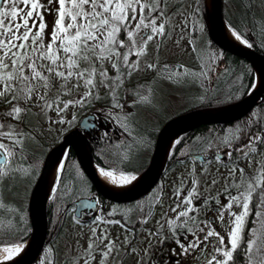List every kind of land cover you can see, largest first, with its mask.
Listing matches in <instances>:
<instances>
[{
  "label": "snow or ice",
  "instance_id": "snow-or-ice-1",
  "mask_svg": "<svg viewBox=\"0 0 264 264\" xmlns=\"http://www.w3.org/2000/svg\"><path fill=\"white\" fill-rule=\"evenodd\" d=\"M200 11V0H191L187 6L170 5V0H0V101L7 106L3 116L9 118L0 119V184L21 173L29 179L37 174L39 162H25L38 143L35 129L41 120L47 131H58L56 125H70L75 119L73 109L99 101L102 90L113 110L103 106L100 111L133 134L119 99L133 73L156 70L170 81H184L186 77L197 82L210 80L218 54L197 44L194 33L203 27ZM176 16L179 21L174 20ZM228 27L243 44L252 46L242 31L231 23ZM174 31L178 40L190 37L188 44L198 53V73L184 64L160 63L161 44ZM235 94L225 99H233ZM139 99L148 102L149 96ZM262 124L264 121L253 125L249 119L244 127L235 125L218 135L210 131L205 144L215 151L205 153L202 164L210 159L221 163L223 146L226 171L209 177L204 167L197 172L193 165L187 172L178 173L167 206L166 193L161 189L147 207L144 201L137 202L134 219L127 211L121 219H112L114 205L107 211L99 209L87 221L91 227L86 246L76 239L75 247L70 244L66 248L63 264H164L156 253L165 252V242L178 246L179 252L176 247L169 249L178 255L195 250L193 264H237L238 260L240 264H264ZM140 142L148 140L144 137ZM58 164L62 167L61 162ZM99 171L116 184H125L138 175L110 166L99 167ZM71 187L65 185L66 190ZM50 191V199H55L57 189L50 187ZM156 205L160 206L158 215ZM207 213H212L210 218ZM71 219L85 223L76 214ZM23 220L21 215V225ZM112 224L121 225L123 233L114 236L109 227ZM137 225L143 236L137 233ZM23 246V240L0 245V260L6 261ZM41 264H60L51 246Z\"/></svg>",
  "mask_w": 264,
  "mask_h": 264
},
{
  "label": "trees",
  "instance_id": "trees-1",
  "mask_svg": "<svg viewBox=\"0 0 264 264\" xmlns=\"http://www.w3.org/2000/svg\"><path fill=\"white\" fill-rule=\"evenodd\" d=\"M200 9V24L203 25V27L198 28L194 33L196 38L198 37L197 44H204L218 54L215 71L209 72L211 79L207 80L206 90L202 93L196 89L198 82L195 78L186 77L184 81H170L158 74L149 79L143 78L136 84L124 85L127 91H123L119 99L124 112L128 113V122L134 132L130 135L112 119L118 128L117 136L111 138V135L106 134L101 140L93 144L94 159L100 167L110 166L114 169L130 172L134 171L137 173L144 171L149 164L158 132L168 120L178 114L188 111L233 103L245 97L253 86L254 70L252 65L245 59L219 49L211 42L207 33L205 0H200ZM223 16L228 25L231 23L238 30L242 31L246 38L251 41L252 48L264 54V13L258 8V0H224ZM201 34H203L202 37ZM193 53L194 57L190 59V61H184L181 64H184L190 70L198 73L200 71V62L197 58L198 53ZM166 75L167 74H165V76ZM162 80L170 82L174 87L178 88V91L186 96V98L196 99L198 102L194 103L192 101L186 108L173 116L164 114V105L161 101L163 97H161V92L158 90V88L161 89L164 85V83L160 82ZM233 93L238 94H235L233 99H225L226 96ZM143 95L149 96L148 102L139 99V97ZM200 96H204L205 99L200 101ZM131 102H135V104H131ZM143 102H145L146 106L150 107L147 110L157 116L159 115L157 121L152 122L151 119L138 120L137 117L140 112L135 109V106L139 103H141L139 106H142ZM103 106H108L109 111L113 110L109 104V98H106L102 94L99 101L81 108L80 114L77 115V120H80L84 114H88L89 112L103 113L104 111H100ZM5 107L6 105L1 106L3 109H5ZM116 111H119V109H116ZM253 113H255V115H253ZM0 119L7 120L9 118L0 115ZM249 119L253 121V125H255L257 121H264V101L255 107L247 117L236 123L231 125H203L180 136L171 149L168 165L172 168V165L177 164L179 162L178 159L188 152H208L215 150V148L206 147L205 144V141L210 138V131L218 135L224 129L235 125L244 127L247 125ZM261 126H264V124ZM24 127L27 128L28 125L25 124ZM72 127L71 125L65 128L58 141H56L57 139L55 138L56 140L53 139L50 144L44 146V143L39 140V144L36 143L32 146L28 161L25 163L33 160L39 162L36 175L29 179L26 174L21 173L16 178L4 182L7 184L3 188L2 193L3 211L0 215V245L15 243L19 240H23L24 242L30 237L31 230L28 220V210L25 205H23L24 203L21 201L18 202V200L25 196L33 180H36L42 166L43 157L62 140L63 135ZM144 137L147 138V143L140 142ZM244 139L245 138L242 136L241 140L243 141ZM223 148V146L220 147V149ZM234 156L235 154H233V158ZM70 157H75L73 150H69L66 160ZM25 186L26 189L24 192L22 188ZM57 187L55 199H50L49 201V210L52 206L62 203V196L59 190L60 186ZM21 215L24 217L22 225L19 223V217ZM237 264H240L239 260Z\"/></svg>",
  "mask_w": 264,
  "mask_h": 264
},
{
  "label": "water",
  "instance_id": "water-1",
  "mask_svg": "<svg viewBox=\"0 0 264 264\" xmlns=\"http://www.w3.org/2000/svg\"><path fill=\"white\" fill-rule=\"evenodd\" d=\"M207 28L211 41L221 50L248 61L255 73V82L259 78L260 84L257 89L253 88L242 99L220 107L192 110L174 116L168 120L159 130L150 163L147 169L137 175L136 183L128 190L115 192L108 189L96 171L94 162V150L87 137L100 130L97 113H90L82 117L79 128L68 132L62 141L55 145L46 155L41 173L31 192L29 199V217L32 224V234L26 241L27 249L17 260L5 264H34L40 256L48 232L47 202L52 196L50 191L52 172L58 162L66 157L69 150H73L77 161L87 177L96 188L109 199L120 198L121 200L134 201L147 194L157 183L163 172L171 148L177 139L203 125L231 124L246 117L256 105L264 98V54L250 47L245 49L233 43L227 35L226 23L223 16V0H212L210 8L206 0ZM255 85V84H254ZM250 94V95H249ZM261 100V101H260ZM112 126L114 127L113 122ZM222 160L227 157L223 156ZM195 159L203 161L205 154L192 155ZM77 216L85 207H92L90 199H80L76 202Z\"/></svg>",
  "mask_w": 264,
  "mask_h": 264
},
{
  "label": "flooded vegetation",
  "instance_id": "flooded-vegetation-1",
  "mask_svg": "<svg viewBox=\"0 0 264 264\" xmlns=\"http://www.w3.org/2000/svg\"><path fill=\"white\" fill-rule=\"evenodd\" d=\"M97 119L99 120V123H100V130L95 132L94 135L91 133L87 135L92 146L94 143L98 142V140H101L104 135L108 134V135H111V138H113L117 136L116 134L118 133V128L116 126L115 128L112 126V123H111L112 118H108V113L103 112V113L98 114ZM80 120L79 119L77 120V116H76L74 120V125H72L73 127L69 129L67 133L73 129L79 128ZM65 134L63 135V137L65 136ZM44 146H46L45 141H44ZM188 153L189 154H196V153L205 154V152H193V153L188 152ZM45 158L46 156L43 157L42 166H43ZM212 160H208L206 164H202V161L198 159H193L192 156H188V157L183 156L178 159L179 162L177 164L172 165V168L167 163L157 183L147 194H145L144 196L134 201H126V200H121L120 198H116V199L106 198L96 188V186L92 183V181L87 177L84 170L82 169L79 162L77 161L76 155L74 158L70 157L68 160H66V163H64L62 174L59 178L58 185H57V186H60L59 190H60V195L62 196V203L60 205L52 206L51 209L49 210L50 198L47 202V209H46L47 222H48L47 238H46L43 250L34 264H36L41 258L45 257L46 249L49 246L53 247V245H55L54 242L55 243L59 242L58 241L59 236L62 234L63 230L66 228L67 223L73 222L71 217L73 214L77 215L76 202L78 200L86 198V199H90L93 202L92 207H85L79 211L78 217H80L83 221H85V223L81 225V224L73 222L82 228L91 227V225H89L87 221L89 220V218L92 217L94 213H98L99 209H103L107 211L113 205L116 206V209H115V215L112 217V219H121L125 211H127V214L134 219L136 215L135 206L137 202L144 201L145 207H147L148 201L151 200L154 195L159 193L161 189L166 193V195L164 196L165 206L169 204V198L171 197L172 185L173 183L177 182V179L174 177V175L171 174V172L175 170L178 166L182 165V164H179L180 161L185 162V163L192 161L196 163V165L194 166L196 169H198L200 167H204L205 165L210 163ZM42 166H41V169H42ZM41 169L36 177V180H33L31 187L28 188V192H30V194H28L29 198L27 196L26 202L23 204L28 210V220L30 223V230H31L30 237L32 234V224H31L30 217H29V199H30L31 192L41 173ZM6 184L7 183L0 184V197H2L3 188L6 186ZM65 185H71L72 187L66 190ZM84 188L87 189V192L83 191ZM154 189L156 190L155 192L153 191ZM221 196L223 199V194H221ZM172 199H174V197H172ZM97 201L100 202L98 207L96 206ZM2 204H3V199H2V202H0V215L2 214V211H3ZM159 211H160V206L156 205V215L159 214ZM207 215L210 218L212 213H207ZM150 223L151 221H149V224ZM131 226L132 225H130V227ZM147 226L148 225H144V227H147ZM109 227L111 229V233L114 236L118 234H122L124 231V229L119 224H112ZM217 227H218V230L223 231V229H219L218 225ZM136 229L138 232V230L141 229V226L137 225ZM185 238H188V237H185ZM163 247L165 249V252L156 254V255L163 257L164 264H193V257L195 256V250H192V252L189 255H178V254H175L169 251L170 248L176 247L177 252H179L178 246H176L173 242H166ZM206 247H210V246H206Z\"/></svg>",
  "mask_w": 264,
  "mask_h": 264
},
{
  "label": "rangeland",
  "instance_id": "rangeland-1",
  "mask_svg": "<svg viewBox=\"0 0 264 264\" xmlns=\"http://www.w3.org/2000/svg\"><path fill=\"white\" fill-rule=\"evenodd\" d=\"M189 2H191V0H170V5L174 6L175 4L183 3V4H185V6H187V4ZM258 8H259V10H261L264 13V0H258ZM48 19H50V16L48 17ZM179 19H180L179 16L174 17V20H176V21H179ZM202 35L203 34H201V37H202ZM177 37H178V34H177V32L174 31L170 38H168L162 42L161 47L159 49V57H160V63L161 64H165V63H167V64L180 63L181 64L184 61H187V62L190 61V59H192L194 57L192 47H191V45L188 44V39H190V37H185L184 39H180V40H178ZM197 40H198V37H197ZM157 74L158 73L156 72V70H144V71H140L137 73H133L131 80H130V83L126 81L125 85H131V84L139 83L140 80H142L143 78L149 79L150 77L157 75ZM160 82L164 83V85L161 87V89L158 88L159 92H161V95H162L161 97H163V99H161V101L164 105L163 106V109H164L163 111L165 112L164 114L169 115V116H173L177 112L186 108L188 104L192 103V101L194 103L198 102L196 99L186 98V96H184L181 92H179L178 88L174 87L170 82L163 81V80ZM206 86H207V80L201 78L200 82L197 83L196 89H198L199 91H201L203 93L206 90ZM102 94H103V90H102ZM121 94H123V90L120 93V97H121ZM131 104H135V102H131ZM140 104L141 103H139L135 106V109L140 112L139 116L137 117L138 120L151 119L152 122L157 121V117L159 115L157 116L154 113L147 110L150 107L146 106L145 102H143L142 106H139ZM2 105H4V104L2 101H0V115H3V111H4V109L1 108ZM33 111H36V109H33ZM73 111H75V118H76V116L78 114H80L81 108L73 109ZM89 113H91V112H89ZM74 120L72 121V123L70 125H65L63 127H61L60 125H56L55 127L58 129V131H52V132L47 131V125L41 120L40 121V123H41L40 127H37L35 129V135L37 137L36 140L38 141L37 144H39V140L42 143H44V141H45L46 145L51 143V141L55 138L57 139V140L56 139L55 140L58 141L60 136H62L64 129L73 125ZM42 129H43V133L41 134ZM185 155H183V156H185ZM179 164H182V165L178 166L175 170H173L171 172V174L174 175V177L177 180H178V176H177L178 173H185L188 171L189 167L196 165V163H194L192 161L188 162V163L180 161ZM116 165H118V164H116ZM198 167H200V166H198ZM253 167H255V164H253ZM200 168L196 169L197 172H199ZM204 168L208 172L209 177L216 176V175L224 173L226 171L225 163L221 162L218 164L215 160H212L210 163L205 165ZM217 170H219V171H217ZM246 171H248L247 168H246ZM218 186H219V184L213 188V191H216ZM25 189H26V186L22 188V191H24ZM28 194H30V192H27L25 194L26 197L25 196L21 197L20 200H18V202L21 201L22 203H25L27 196L29 198ZM89 228L90 227L82 228L73 222L67 223L66 228L63 230L62 234L59 236V239H58L59 242L58 243L54 242L55 245H53V247H51L52 249L55 250L56 259L60 262V264H63L64 253H65L66 248L70 244L73 247H75V240L76 239H79L80 243L82 245L86 246ZM257 229H258V231L261 230L259 225H257ZM81 233L83 235H80ZM137 233L140 236L144 235V232L141 231V229L138 230ZM165 247H166V245H165ZM156 254H160V252H157ZM43 259H44V257L41 258L36 264H41V261ZM128 264H131V262L129 261Z\"/></svg>",
  "mask_w": 264,
  "mask_h": 264
},
{
  "label": "bare ground",
  "instance_id": "bare-ground-1",
  "mask_svg": "<svg viewBox=\"0 0 264 264\" xmlns=\"http://www.w3.org/2000/svg\"><path fill=\"white\" fill-rule=\"evenodd\" d=\"M211 1L212 0H207V5L210 8L211 5ZM226 32L227 35L229 36L230 40L235 43L236 45L242 46L245 49H249L250 47L248 45H245L242 43V41L238 40L230 31L229 27L226 28ZM260 84V79L258 78L255 82L254 85V89H257V87ZM63 158L60 160V162L63 165ZM61 166H59V164L56 165L55 169H56V173L54 176V169L52 172V181H51V187H55L56 182L59 178L60 172H61ZM96 171H97V175L99 176V178L101 179V181L103 182V184L110 189L111 191H115V192H123L125 190L130 189L131 187H133V185L136 183L138 177L136 176L134 179L128 181L125 184H116L114 182H112V180L110 178H108L107 176L101 175L100 171H99V166L96 167ZM27 249V243L24 244V246L20 249L19 252L15 253L14 255H12L11 257H9L6 261L5 260H0V264H5L11 261H15L17 260L21 255H23V253L26 251ZM0 252H3V249L0 248Z\"/></svg>",
  "mask_w": 264,
  "mask_h": 264
}]
</instances>
